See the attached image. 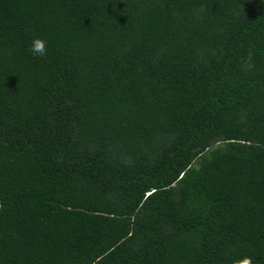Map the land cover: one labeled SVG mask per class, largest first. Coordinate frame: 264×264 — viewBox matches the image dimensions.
<instances>
[{
  "label": "trees",
  "instance_id": "trees-1",
  "mask_svg": "<svg viewBox=\"0 0 264 264\" xmlns=\"http://www.w3.org/2000/svg\"><path fill=\"white\" fill-rule=\"evenodd\" d=\"M246 257L264 264V0H0V264Z\"/></svg>",
  "mask_w": 264,
  "mask_h": 264
},
{
  "label": "clouds",
  "instance_id": "clouds-1",
  "mask_svg": "<svg viewBox=\"0 0 264 264\" xmlns=\"http://www.w3.org/2000/svg\"><path fill=\"white\" fill-rule=\"evenodd\" d=\"M29 52L35 57H43L47 55V41L42 38H35L30 47ZM240 264H252V258L246 257Z\"/></svg>",
  "mask_w": 264,
  "mask_h": 264
}]
</instances>
